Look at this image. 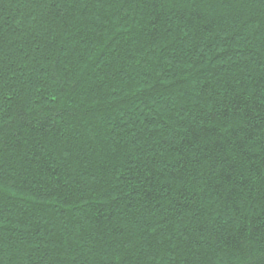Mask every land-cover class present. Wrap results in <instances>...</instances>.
<instances>
[{
	"label": "trees",
	"instance_id": "1",
	"mask_svg": "<svg viewBox=\"0 0 264 264\" xmlns=\"http://www.w3.org/2000/svg\"><path fill=\"white\" fill-rule=\"evenodd\" d=\"M0 264H264V0H0Z\"/></svg>",
	"mask_w": 264,
	"mask_h": 264
}]
</instances>
